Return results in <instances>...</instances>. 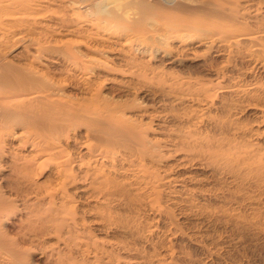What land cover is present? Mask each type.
<instances>
[{"label":"bare ground","instance_id":"bare-ground-1","mask_svg":"<svg viewBox=\"0 0 264 264\" xmlns=\"http://www.w3.org/2000/svg\"><path fill=\"white\" fill-rule=\"evenodd\" d=\"M0 264H264V0H0Z\"/></svg>","mask_w":264,"mask_h":264}]
</instances>
